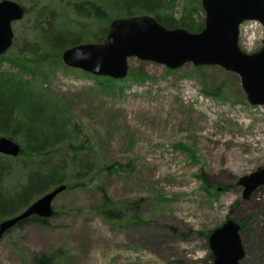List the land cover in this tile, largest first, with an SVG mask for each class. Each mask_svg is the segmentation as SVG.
Listing matches in <instances>:
<instances>
[{
    "label": "rangeland",
    "instance_id": "1",
    "mask_svg": "<svg viewBox=\"0 0 264 264\" xmlns=\"http://www.w3.org/2000/svg\"><path fill=\"white\" fill-rule=\"evenodd\" d=\"M45 2L61 7L58 0ZM30 9L13 24L20 39L32 36ZM263 37L261 26L245 25L240 45L255 52ZM191 66L168 73L162 64L132 57L129 67L152 79L127 76L106 91L91 90L97 81L82 69H57L50 89L70 101L97 165L119 163L123 176L101 174L110 196L141 199L144 222L112 228L102 220L90 208L101 200L93 180L61 192L54 201L60 214L50 223L30 221L0 237V264H38L34 257L53 250H63L54 264H214L204 233L228 218L241 225L246 255L239 264H264V185L243 199L239 184L264 166V108L251 105L240 78L217 65L207 68L211 84L225 79L231 91L223 98L201 95L197 78L184 75Z\"/></svg>",
    "mask_w": 264,
    "mask_h": 264
},
{
    "label": "trees",
    "instance_id": "2",
    "mask_svg": "<svg viewBox=\"0 0 264 264\" xmlns=\"http://www.w3.org/2000/svg\"><path fill=\"white\" fill-rule=\"evenodd\" d=\"M26 1L35 11L32 36L20 39L15 35L11 49L0 55V136L21 145L17 156L0 153V221L21 213L59 185L65 184V191H70L98 180L101 200L90 205L91 210L112 228L142 225L144 221L138 216L142 200L113 199L102 181L101 174L123 176L117 168L119 163L97 165L90 141L81 138L82 130L74 120L70 101L51 91L50 80L58 68L68 67L62 60L64 50L81 43L102 42L110 23L118 17L150 14L166 27L200 31L204 27L201 0H58L61 7L45 0ZM30 7H25V14ZM3 63L9 68L2 69ZM188 64L166 71L183 72ZM208 67L192 65L184 75L197 78L206 95L223 98L231 86L225 79L211 84ZM84 72L97 81L91 90H114L124 80ZM128 77L140 82L152 79L143 70L134 68H130ZM118 90L122 92L123 88ZM201 176L210 188L208 176ZM59 214L55 210L53 217ZM50 219L31 216L15 227L30 221L48 224ZM209 235L210 232L204 233L207 239ZM61 252L53 250L34 259L38 264H54Z\"/></svg>",
    "mask_w": 264,
    "mask_h": 264
},
{
    "label": "water",
    "instance_id": "3",
    "mask_svg": "<svg viewBox=\"0 0 264 264\" xmlns=\"http://www.w3.org/2000/svg\"><path fill=\"white\" fill-rule=\"evenodd\" d=\"M204 27L193 32L183 27L169 28L150 14L118 17L112 20L102 42L81 43L62 53L63 62L94 75L123 79L129 73V59L162 64L177 69L187 63L195 66H220L235 73L248 102L264 106V39L263 46L247 52L240 45V26L255 20L264 26V0H201ZM25 16V7L13 0H0V55L6 54L14 42L13 23ZM21 145L0 136V153L17 156ZM243 199L264 185V166L244 175ZM66 189L62 184L46 192L21 213L0 223V237L20 221L38 216L51 218L55 197ZM241 225L228 218L209 235L208 242L214 264H239L245 257Z\"/></svg>",
    "mask_w": 264,
    "mask_h": 264
}]
</instances>
